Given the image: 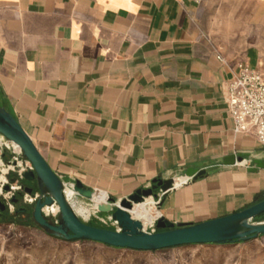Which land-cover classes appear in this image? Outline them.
Masks as SVG:
<instances>
[{"label": "crops", "instance_id": "0c3cea01", "mask_svg": "<svg viewBox=\"0 0 264 264\" xmlns=\"http://www.w3.org/2000/svg\"><path fill=\"white\" fill-rule=\"evenodd\" d=\"M240 65L264 74V0H0V106L99 204L173 174L158 212L174 224L264 199V170L248 172L264 147L226 102ZM234 154L250 157L224 166Z\"/></svg>", "mask_w": 264, "mask_h": 264}, {"label": "water", "instance_id": "95a60500", "mask_svg": "<svg viewBox=\"0 0 264 264\" xmlns=\"http://www.w3.org/2000/svg\"><path fill=\"white\" fill-rule=\"evenodd\" d=\"M6 142L19 149V158L29 163L31 170L24 171L18 161L10 162L12 154L0 148V217L20 203L29 212V220L25 224L51 238L63 242H93L116 250L153 253L191 246L234 245L264 237V199L240 212L197 224H174L159 215L152 222L155 230L149 232L140 220L131 216L130 211L148 199L152 200L158 211L175 188V174L164 180H152L148 188L138 189L121 200L107 197L105 204H99L94 199L95 191L84 187L79 181L63 182L49 168L13 116L0 106V143L3 145ZM249 157L247 154H234L225 157L222 164L234 166ZM250 164V173L264 170V160L252 159ZM10 175H13L12 179ZM205 175V170L198 169H188L184 173V177L191 181ZM75 202L89 207L91 212L88 219L93 217L96 221H107L116 228L85 222L75 212ZM46 209H55L56 213L46 214ZM25 211L20 207L16 213ZM100 214L104 216L100 218Z\"/></svg>", "mask_w": 264, "mask_h": 264}, {"label": "rangeland", "instance_id": "374dc122", "mask_svg": "<svg viewBox=\"0 0 264 264\" xmlns=\"http://www.w3.org/2000/svg\"><path fill=\"white\" fill-rule=\"evenodd\" d=\"M9 177L12 179L13 175ZM74 205L91 212L86 205L77 202ZM154 210L157 211L155 207ZM45 212L55 214L56 210L46 209ZM81 218L91 225L116 228L107 221ZM17 220L0 221V264H264V237L226 246L134 252L114 250L93 242H63Z\"/></svg>", "mask_w": 264, "mask_h": 264}, {"label": "built area", "instance_id": "2783aa9c", "mask_svg": "<svg viewBox=\"0 0 264 264\" xmlns=\"http://www.w3.org/2000/svg\"><path fill=\"white\" fill-rule=\"evenodd\" d=\"M226 102L235 132L254 136L264 147V74L240 65L237 74L227 84ZM0 148L12 154L10 162L18 161L24 171L31 170L29 163L19 158L16 146L6 142L0 143ZM145 230L153 232L154 225L146 226Z\"/></svg>", "mask_w": 264, "mask_h": 264}, {"label": "bare ground", "instance_id": "6f19581e", "mask_svg": "<svg viewBox=\"0 0 264 264\" xmlns=\"http://www.w3.org/2000/svg\"><path fill=\"white\" fill-rule=\"evenodd\" d=\"M179 182L180 181H175V186H177ZM153 206L152 200L148 199L144 204L135 205L130 211V214L134 219L141 220L144 227H146L159 217V212L155 211Z\"/></svg>", "mask_w": 264, "mask_h": 264}, {"label": "flooded vegetation", "instance_id": "af4514ba", "mask_svg": "<svg viewBox=\"0 0 264 264\" xmlns=\"http://www.w3.org/2000/svg\"><path fill=\"white\" fill-rule=\"evenodd\" d=\"M26 185H24V187H25ZM21 202V201H20ZM24 208L26 211L25 212H18V213H16V211L19 209V208ZM29 212H27V207H24V205H22V204H18L17 206L15 205L14 206V208H13V210L12 211H10V212H8V211H6V212H4V213H2V215H1V217H0V221L1 220H5L6 218L7 219H10V220H17V219H19V218H25L24 220H17V222H24V223H26L28 220H29V214H28Z\"/></svg>", "mask_w": 264, "mask_h": 264}, {"label": "trees", "instance_id": "16d2710c", "mask_svg": "<svg viewBox=\"0 0 264 264\" xmlns=\"http://www.w3.org/2000/svg\"><path fill=\"white\" fill-rule=\"evenodd\" d=\"M263 217V216H262ZM114 250H116V249H114Z\"/></svg>", "mask_w": 264, "mask_h": 264}]
</instances>
